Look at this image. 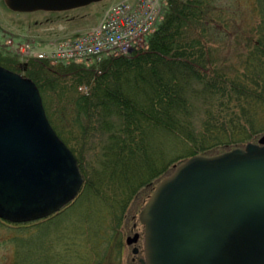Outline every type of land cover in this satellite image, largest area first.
Masks as SVG:
<instances>
[{"label":"trees","instance_id":"trees-1","mask_svg":"<svg viewBox=\"0 0 264 264\" xmlns=\"http://www.w3.org/2000/svg\"><path fill=\"white\" fill-rule=\"evenodd\" d=\"M214 1L165 0L163 18L144 47L105 55L90 66L23 62L0 51L1 66L36 84L51 126L75 155L83 177L77 196L60 211L13 225L54 222L85 190L87 199L99 201L97 188L103 186L100 195L112 208V229L121 226L127 233L154 186L176 165L195 154L257 142L264 134V0H254L253 35L244 33L240 44H233L235 69L216 54L234 21L216 12ZM90 129L105 139L92 177L85 170L84 147L71 143ZM20 259L21 264H54L41 244L20 253Z\"/></svg>","mask_w":264,"mask_h":264},{"label":"water","instance_id":"water-1","mask_svg":"<svg viewBox=\"0 0 264 264\" xmlns=\"http://www.w3.org/2000/svg\"><path fill=\"white\" fill-rule=\"evenodd\" d=\"M35 9L42 8L20 11ZM82 184L77 159L51 126L36 84L0 65V219L45 218ZM138 220L139 264H264V134L244 148L195 154L176 165L155 185Z\"/></svg>","mask_w":264,"mask_h":264},{"label":"rangeland","instance_id":"rangeland-1","mask_svg":"<svg viewBox=\"0 0 264 264\" xmlns=\"http://www.w3.org/2000/svg\"><path fill=\"white\" fill-rule=\"evenodd\" d=\"M130 1L98 0L62 11L45 9L16 11L1 2L0 51L23 62L30 59H42L38 58L35 53L28 58L19 55L14 49H10L9 45L5 46L6 39L11 38L15 43L33 40L34 51L49 52L56 39L67 38V35L64 36V30H80L78 34L85 32L98 25L112 7ZM164 3L165 0H163ZM214 5L217 7L216 12H220L225 19L233 18L234 21L232 27H229L232 29L229 37L227 33L221 35L223 41L218 43L222 45L217 46L219 52L216 54L219 58L225 59L229 68L235 69L238 62V51L233 44H240L244 33L249 37L253 35L257 22L255 1L215 0ZM225 38L229 40L226 44ZM81 62L90 66L95 63V60L89 59ZM80 90L86 91L85 87H81ZM52 107L53 105L50 106V111ZM63 135L68 137L67 131L64 130ZM76 141L79 146L84 147L81 148L83 158L88 162L85 170L92 177L94 168H97L96 158L101 152L100 148L105 139L99 132L94 133V130L90 129L84 138L79 135L76 140L71 139V143H77ZM178 152L181 150L175 151V153ZM105 191L106 188L103 186L97 188L96 197L101 201L87 199V190L83 191L76 200L79 201L78 203L75 201L76 203L65 207L60 214L55 216L57 218L54 221L55 224L49 220L39 225L17 226L0 219V264H21L20 253H32L38 248V244L48 250L54 264H138L137 258L142 254V225L138 220L139 211L127 233L121 226L118 230H113L112 208L100 195ZM135 233H140L138 241L131 245L126 244V238ZM133 247H137L138 253H132Z\"/></svg>","mask_w":264,"mask_h":264},{"label":"built area","instance_id":"built-area-1","mask_svg":"<svg viewBox=\"0 0 264 264\" xmlns=\"http://www.w3.org/2000/svg\"><path fill=\"white\" fill-rule=\"evenodd\" d=\"M164 14L163 0H131L112 7L96 26L73 38L58 40L49 52H36L32 42L15 43L6 39L19 55L53 62L79 61L87 58L100 60L104 55H127L146 45L147 37L155 30Z\"/></svg>","mask_w":264,"mask_h":264},{"label":"flooded vegetation","instance_id":"flooded-vegetation-1","mask_svg":"<svg viewBox=\"0 0 264 264\" xmlns=\"http://www.w3.org/2000/svg\"><path fill=\"white\" fill-rule=\"evenodd\" d=\"M29 1L31 0H0V4L2 2L6 7H9L10 9L16 11H20V9L28 10L30 8L36 7H41V10L45 9L50 11H62L70 7L80 6L81 3L85 0H33L35 2V5L28 3Z\"/></svg>","mask_w":264,"mask_h":264},{"label":"crops","instance_id":"crops-1","mask_svg":"<svg viewBox=\"0 0 264 264\" xmlns=\"http://www.w3.org/2000/svg\"><path fill=\"white\" fill-rule=\"evenodd\" d=\"M45 29H48V28H45ZM79 31H73V29H71V30L70 29H67L66 31L64 30L63 33H65L64 36L67 35V38H72V37H75L79 33ZM54 38H59V37H54Z\"/></svg>","mask_w":264,"mask_h":264}]
</instances>
